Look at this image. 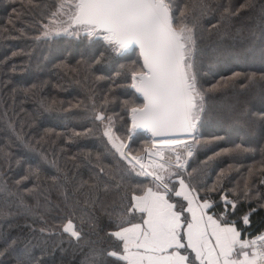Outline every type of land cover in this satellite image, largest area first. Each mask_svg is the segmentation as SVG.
<instances>
[{"label": "trees", "instance_id": "obj_1", "mask_svg": "<svg viewBox=\"0 0 264 264\" xmlns=\"http://www.w3.org/2000/svg\"><path fill=\"white\" fill-rule=\"evenodd\" d=\"M62 2L0 0V264H91L92 249L104 264H124L107 255L122 248L109 221L146 183L124 172L93 119L103 110L124 135L131 61L98 60L103 49L87 38L45 41ZM198 2L175 0L176 15L191 17ZM204 2L207 13L189 27L207 114L187 172L194 185L217 189L207 197L213 212L225 207L220 190L235 201L229 219L251 238L264 233V0ZM148 144L137 134L132 149ZM68 219L79 238L63 231Z\"/></svg>", "mask_w": 264, "mask_h": 264}, {"label": "snow or ice", "instance_id": "obj_2", "mask_svg": "<svg viewBox=\"0 0 264 264\" xmlns=\"http://www.w3.org/2000/svg\"><path fill=\"white\" fill-rule=\"evenodd\" d=\"M192 7L191 17L183 10L178 17L175 0H68L53 13L65 19L45 24L42 38H87L97 51L103 49L98 60L111 56L131 61L124 135L114 134L112 119L103 110L93 113L104 127L107 151L126 162L129 177L146 181L122 197V207L110 218L109 235L122 248L107 255L124 264H264V233L248 238L229 219L234 211L228 212V205L235 210L236 204L223 190L224 210L212 213L218 205L207 197L217 189L194 185L187 172L188 158L201 146L199 125L207 114L189 23L194 26L196 12L204 15L209 6L199 0ZM138 130L150 137L151 147L134 152ZM242 220L248 225L250 216ZM63 231L74 238L81 235L71 219ZM103 256L92 249L91 264H104Z\"/></svg>", "mask_w": 264, "mask_h": 264}, {"label": "built area", "instance_id": "obj_3", "mask_svg": "<svg viewBox=\"0 0 264 264\" xmlns=\"http://www.w3.org/2000/svg\"><path fill=\"white\" fill-rule=\"evenodd\" d=\"M145 137L149 139V144L146 145V146H144L143 149L151 147V139H150V137H148L146 134H145ZM189 142H190V141H189ZM193 154H194V152H193Z\"/></svg>", "mask_w": 264, "mask_h": 264}, {"label": "water", "instance_id": "obj_4", "mask_svg": "<svg viewBox=\"0 0 264 264\" xmlns=\"http://www.w3.org/2000/svg\"><path fill=\"white\" fill-rule=\"evenodd\" d=\"M65 19V18H64ZM137 133H140V134H145L144 132H143V130H138V132Z\"/></svg>", "mask_w": 264, "mask_h": 264}, {"label": "rangeland", "instance_id": "obj_5", "mask_svg": "<svg viewBox=\"0 0 264 264\" xmlns=\"http://www.w3.org/2000/svg\"><path fill=\"white\" fill-rule=\"evenodd\" d=\"M64 18H65V17H62L61 19H64ZM61 19H60V20H61ZM258 61H259V60H258ZM258 61H257V64L260 63V62H258ZM137 134H140V133H137ZM172 159H174V157H172ZM188 159H189V158H188Z\"/></svg>", "mask_w": 264, "mask_h": 264}, {"label": "crops", "instance_id": "obj_6", "mask_svg": "<svg viewBox=\"0 0 264 264\" xmlns=\"http://www.w3.org/2000/svg\"><path fill=\"white\" fill-rule=\"evenodd\" d=\"M210 203H212V202L210 201ZM212 204H213V203H212ZM211 212H212V213H215V212L212 211V209H211Z\"/></svg>", "mask_w": 264, "mask_h": 264}]
</instances>
